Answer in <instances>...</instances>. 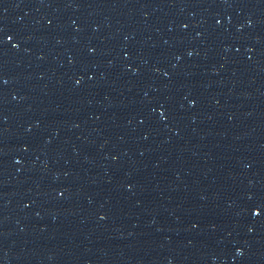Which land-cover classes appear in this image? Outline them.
Returning <instances> with one entry per match:
<instances>
[{
	"label": "water",
	"instance_id": "obj_1",
	"mask_svg": "<svg viewBox=\"0 0 264 264\" xmlns=\"http://www.w3.org/2000/svg\"><path fill=\"white\" fill-rule=\"evenodd\" d=\"M0 264H264L122 0H0Z\"/></svg>",
	"mask_w": 264,
	"mask_h": 264
}]
</instances>
